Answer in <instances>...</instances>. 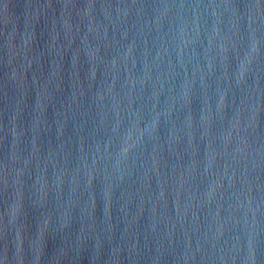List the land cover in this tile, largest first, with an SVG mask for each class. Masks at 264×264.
Returning a JSON list of instances; mask_svg holds the SVG:
<instances>
[{
	"label": "water",
	"instance_id": "obj_1",
	"mask_svg": "<svg viewBox=\"0 0 264 264\" xmlns=\"http://www.w3.org/2000/svg\"><path fill=\"white\" fill-rule=\"evenodd\" d=\"M0 264H264V0H0Z\"/></svg>",
	"mask_w": 264,
	"mask_h": 264
}]
</instances>
